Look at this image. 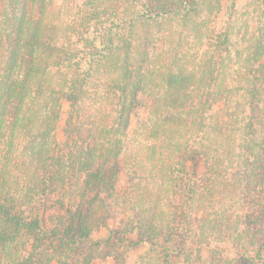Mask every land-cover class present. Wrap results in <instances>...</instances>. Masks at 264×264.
Masks as SVG:
<instances>
[{
    "label": "trees",
    "instance_id": "16d2710c",
    "mask_svg": "<svg viewBox=\"0 0 264 264\" xmlns=\"http://www.w3.org/2000/svg\"><path fill=\"white\" fill-rule=\"evenodd\" d=\"M237 1L71 0L72 14L62 25L44 16L52 0H0V264H93L107 255L120 263L128 247L146 244L161 257L166 253V263L174 253L194 252L207 264L200 254L212 243L217 253L231 251L229 264H264V191L243 194L235 231L211 212L196 217L193 163L210 148L215 159L220 148L213 139L225 134L223 127L217 120L209 123L220 96L227 102L233 94L248 98L241 148L246 156L256 155V177L264 189V132L260 141L256 136L264 125V0L243 63L230 70ZM174 25L187 33L179 31L177 46L166 47L157 60L172 56L134 78L135 45L155 42L158 32ZM192 39L205 46L199 57L191 53ZM188 62L196 65L189 69ZM149 83L162 88L158 100L173 111L156 117L145 144L129 128ZM45 90L48 107L42 113L36 99ZM99 92L111 103L115 99L112 110ZM63 101L69 105L62 124L68 136L61 142L56 131ZM131 144L145 174L133 164L131 180H149L144 189L119 192L120 159ZM31 157L38 159L37 207L30 206L29 193L13 173L14 159ZM151 185H165L167 200L156 197ZM97 209L106 212L97 219L102 226H122L99 235L101 228L88 218ZM121 213L127 219L116 221ZM192 240L195 249H183Z\"/></svg>",
    "mask_w": 264,
    "mask_h": 264
},
{
    "label": "rangeland",
    "instance_id": "374dc122",
    "mask_svg": "<svg viewBox=\"0 0 264 264\" xmlns=\"http://www.w3.org/2000/svg\"><path fill=\"white\" fill-rule=\"evenodd\" d=\"M52 1L53 4L47 8L44 16L52 19L56 18L59 23L65 25L69 21L68 19L70 18V15L73 11V8H71V0ZM262 4V0L237 1V9L232 20V45L227 57V64L230 66V70L235 69L237 66H240L243 63L240 57L245 56L246 45L249 42V38L253 36L255 29L258 26V12L260 13L259 9ZM57 13L59 14V16L57 15ZM181 27V25H174L172 29H169V32H158L155 37V42L151 44L145 41L135 45L136 53L133 56V62H135L133 66L134 78L141 75V70L143 71V73L149 74L152 68H154V71H156V68H161L162 65L166 63L165 58L172 56L171 54L165 55L163 61L161 60V57H159L157 60V57L159 53L166 47L177 46V36L180 35V32H182L181 35H186L188 29ZM71 35L73 39L74 33L71 32ZM191 44L194 47V50L191 51L192 54H197V56L199 57L204 53L205 46H202L200 41L197 42L195 39H192ZM78 45L82 46V43L79 42ZM143 53H148L147 61L146 56ZM139 59H141L140 61L143 60L142 65H139ZM187 65H189L188 68L191 69L196 64L188 62ZM145 86L147 87L140 94L141 105H139L132 113L129 134L132 137L139 138V142L142 141L147 144L151 141V137L149 138L148 131H150V128L153 127V122L155 121L156 117L166 114V112L169 110H173L169 108L167 109V107H165L164 105L163 100H158V98H160L158 96L161 95V87L155 88L156 85L153 83L146 84ZM36 92L38 93L37 88ZM102 93L103 92H99L97 97H101V101H104V103L107 105V109L112 110L115 99L111 103L105 99L106 94ZM233 95L234 96H232L228 100V102L220 96L219 101L215 105L214 116L216 117V119H213L214 122H212V120L210 119L211 121L209 122L212 124V126L219 122L223 127V131L225 132L223 136L217 137L216 141L213 139V143L215 144L218 142V146L220 147H216L217 151L215 159H213L215 150L210 148L209 154H207L209 159H207V155L203 153L202 155H200V157L196 158L197 161L196 163H193L192 169L194 171L192 175V177L194 178V197L197 205L200 208L196 213V217L204 215V212H211L210 217L213 216L216 218H224L223 222L226 223V228L229 227L231 231L232 229H234V231L236 229L234 226L236 220L234 219H236L237 216L241 215L242 210L244 209L242 202L243 194L246 193V191H248L249 189H259L260 191H264V189L262 190V188H260L261 183L257 181L256 177V172L259 170V168L257 169L255 164L253 163L254 160H257L256 155L252 152H249L248 156H246L241 148L243 134H241L242 130H240L239 128L244 129L245 124L249 121L251 108L248 105V98L242 97L241 95ZM131 96L132 93L130 94V97ZM47 99L48 91L46 90L42 98L36 99V103L40 107L42 113H44V111L48 107ZM51 105L52 104L49 103V106ZM157 106L158 108L155 109ZM68 110V102L63 101L62 119L60 121V126L56 131V137L61 142H64L68 136V133H66L62 128V124L65 122L68 116ZM234 111H236L237 113H235ZM258 117L259 115L256 114L253 120H256ZM229 126H233L235 130H232ZM259 128H263L261 132L259 129V131L256 133V136L260 141L262 132H264V125ZM221 143L223 144V147L220 146ZM14 160L16 163V166H14L13 168L14 179L16 181L19 178L22 192L29 193L27 201L29 202L30 206L37 207L39 201V170L37 169L38 164L36 161H38V159H34V157H31L30 159ZM140 163V159H135V157L133 156L131 144L129 148L125 149V152L120 159L121 169L116 182L117 190L119 192L127 188L131 189V191H135L139 187L140 189L145 188L147 184L145 182L149 180L148 178L144 177V180H142L141 178H137L135 181L131 180L133 164H137V169L142 172ZM251 168L253 169V171L251 170ZM142 175L145 176L144 173L141 174V176ZM176 181L177 180H174L173 183H176ZM185 181L186 180H184V182ZM189 183H192V181H187L186 185H188ZM27 185L30 189L26 188ZM77 188L78 187H74V189ZM151 189L155 193L156 197L159 195L163 201L165 197H167V195H165L164 193L165 185H162L161 189L158 188L157 185H151ZM261 195L263 199L264 192H262ZM68 199L69 197H67V201ZM201 199L206 200V205L207 201H210L211 204L207 205V207L204 206L206 208L205 209L203 207V204H201ZM165 200H167V198ZM28 211L30 212L29 209ZM124 212L126 214H130L131 210L125 207ZM103 213H106L103 209H97V212L91 213L88 216L90 225H95L96 227L101 228V232L99 233V235L107 234L110 228H114L118 225L119 227L122 226V223L119 222H115V224L111 225L109 229L102 226L97 219H99ZM121 219H127L124 213H121L117 217L116 221H121ZM235 224L239 225L237 224V222ZM233 226L234 228H232ZM134 236L135 234L131 239H134ZM190 238L195 239V236H192ZM196 245L197 243L195 242V240H192L188 242L186 247L183 246V249H195ZM227 245L228 244L223 243L222 247H226ZM165 255L166 253L163 257H161V254H158L156 250H153L152 247L146 244L145 246L143 245V247H128L124 254H122L123 259L120 263L117 262V260L112 256L107 255L104 256L105 258H99L93 264H183L185 263V259L187 261L186 264H192V261L193 264H202V260L199 259L198 254H195L194 252L191 253V255H177L174 253L170 255L171 257L168 263L163 260ZM200 255L205 259L207 264H220V262L222 261H224V264L231 263V251H227L225 248H222L221 252L217 253L215 250V243H212L211 246L204 247ZM193 258L195 260H193Z\"/></svg>",
    "mask_w": 264,
    "mask_h": 264
}]
</instances>
